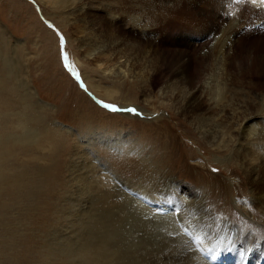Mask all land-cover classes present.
<instances>
[{"label":"bare ground","instance_id":"1","mask_svg":"<svg viewBox=\"0 0 264 264\" xmlns=\"http://www.w3.org/2000/svg\"><path fill=\"white\" fill-rule=\"evenodd\" d=\"M38 1L52 9L60 17L61 25L69 29L70 33L72 28L79 37L76 38L80 44L77 45L79 53H83L89 65H94L98 70L114 72L123 78L132 76L144 85L143 92L146 95L153 87L154 78L161 74V69H165L166 80L161 87L163 102L169 103L170 108L173 107L187 119L209 143L213 148L212 154L218 161L221 160L222 169L234 167L242 171V186H245L242 194H246L250 202L236 200L235 204L239 206L240 202L253 217L261 216L264 221V94L260 98L254 96L255 92L264 93V82L252 78L255 75L264 78V3H260V0L255 4L251 0H242L241 3L234 0ZM124 24L126 26L123 28ZM243 27H250L251 30L245 31ZM216 35L217 39L214 37ZM246 36L257 37L248 40L250 37ZM211 37H214L213 42L208 44ZM231 37L235 44L226 51L225 41ZM199 47L205 49L200 48L198 52ZM196 54L198 56L195 57ZM244 58L251 61L248 66L243 63ZM122 59L140 65L141 69L112 70L111 64ZM234 61H238L237 65L233 64ZM250 65L255 66L258 73L253 74ZM85 80L89 83L88 90H92L96 98L111 102L119 98L117 93L120 90L116 86L94 84L89 81V76ZM76 94L77 100H80L82 96L79 91ZM149 94L142 98V103L147 106L150 105ZM93 108L94 114L123 123H132L137 118L150 121L152 116L136 105L128 107L138 110L135 117L123 111L118 112L117 116L99 106ZM22 117L28 118L27 113H23ZM152 117L151 122H156L158 118ZM241 123V127L230 129ZM20 126H23L20 127L21 135H8L3 141L24 148L43 141V134L33 130L30 123L21 122ZM96 127V130H100L99 125ZM118 133L107 137L104 135L101 143L118 151L128 149ZM3 144L0 137V147ZM89 146H85V149ZM81 151L79 145H75L71 151L70 169L73 167L69 169L72 175L70 182L73 181L76 186L75 194L80 199L86 198L89 207L82 208L80 200L72 204L70 202L68 207L70 214H73L70 222L73 221L69 225L76 231L78 240L85 237V243L67 249L76 251L89 263L209 264L201 257V252H212L239 259L237 264H264V237L238 227L220 213L217 214L216 209L222 210L223 206L214 207V197H211L216 195L214 191L167 176L165 171L158 172L155 165L156 169L152 173L154 177L148 183L149 190L145 185L129 188L119 184V180L114 177L125 179V174L120 175L117 169L118 173L108 166L101 167L96 158H89V149L87 154ZM81 154L86 155V162L84 158L81 159L82 156L78 157ZM197 158V168H201V157ZM56 178L59 179V175ZM3 179L4 176H0V183ZM184 185L194 189L188 190ZM157 209H168L170 212L167 215L157 214ZM128 228L132 233L128 232ZM130 252H140V256L134 257Z\"/></svg>","mask_w":264,"mask_h":264},{"label":"rangeland","instance_id":"2","mask_svg":"<svg viewBox=\"0 0 264 264\" xmlns=\"http://www.w3.org/2000/svg\"><path fill=\"white\" fill-rule=\"evenodd\" d=\"M55 14L52 9L38 0H0V78L3 82L0 84V122L3 123L0 124L2 125L0 137L4 143L0 147V153L2 152L0 154V176H4L0 183V238L3 239L4 244L2 264H83L84 262V264H91L89 260L77 255L76 251L67 249L69 246L71 249L85 243V237L78 240L76 231L69 225L73 221L70 222L73 214H70L69 203L80 200L82 208L89 207L86 198L80 199L81 197L75 194L76 186L73 181V184L70 182L72 175L69 171V158L72 156L71 151L74 150L75 145L82 148L81 153H86L88 149L91 151L97 144L94 147L96 150L93 148L91 153L88 152L89 158H96L103 168L108 166L116 173H118L117 169L120 175L125 174V179L114 177L119 180V184L129 188L135 185L137 187L145 185L149 190L148 185L150 184L148 183H150V178L154 177L152 173L156 169L155 166L160 170L158 172L165 171L167 176L180 179L186 184L188 182L198 187L203 186L202 189L206 187L205 190L214 191L216 194L211 196L214 197L212 198L214 207L223 206V211L216 209L217 214L220 213L238 227L246 228L258 234L259 237H264L263 218L253 217L250 210L244 209L240 202H238L239 206L235 204L236 200L250 202L247 195L242 194L245 191V186H242V183L244 184L242 171L234 167L228 170L222 169L221 160L218 161L212 154L213 148L209 146V143L199 135L197 130L195 131L187 119L183 118L173 107L170 108L169 103L163 102L161 87L166 80L165 69H161V74L154 78L153 87L148 91L151 96L150 105H144L142 98L148 95L143 92L144 85L138 83L132 76L119 77L114 72L104 73V69L98 70L94 65H89L82 56L83 53H79L80 44L76 40L79 37L75 35L72 28V33H70L69 29L62 26L60 17ZM67 25L68 28L71 27L69 23ZM125 26L126 24L122 27ZM246 28L243 27L245 31L251 30L250 27ZM58 34L65 38L63 49ZM214 37L208 39V44L213 42ZM255 37L257 36L247 38L250 40ZM231 38L225 41L224 50L226 51H229V47L233 48L235 44L232 41L233 37ZM200 48L202 49L199 47L196 50L199 52ZM63 52H67L70 66L81 74L84 87H81L71 72L64 67ZM240 55L238 56L241 57ZM242 61L247 66L251 63L245 58ZM237 63L238 61L233 62L234 65ZM111 65L115 72L126 68L133 71L141 69L140 65H134L125 59L115 61ZM249 68H252L250 71L253 74L258 73L255 66L250 65ZM87 76L94 84L116 86L120 90L117 93L119 98L115 99L116 102L96 98L92 90L87 88L89 86L85 80ZM252 78L257 82H264V78L259 75ZM78 91L82 96L80 100H77ZM263 94L255 92L254 96L260 98ZM100 100L123 108L136 105L158 119L156 122H151L152 116H150V121L137 118L132 120V123L106 120L94 114V106L103 109L97 103ZM180 107H183L182 101ZM23 113H27L28 118H23ZM9 121L13 126L8 123ZM21 122L30 123L33 130L42 133L44 142L29 146L28 149L13 143H5L8 135L22 134ZM98 125L100 130H96ZM241 126L242 123L238 126H231L230 129L234 130ZM117 132H119L118 136L121 141L125 142L122 144L127 145L125 147L129 151L125 148L118 151L106 146L104 142L101 143V138L115 135ZM92 134L95 136L93 137ZM85 146L89 148L86 150ZM197 156L201 157L203 166H200L201 168H197L199 164ZM78 157L84 158L86 162L85 154ZM214 169L216 171H213ZM55 174L57 177L59 175V179ZM65 182L68 183L65 184ZM184 187L188 190L194 189L190 185H184ZM68 215L71 216L68 217ZM128 232L132 233L131 229L128 228ZM130 255L138 257L140 252H130Z\"/></svg>","mask_w":264,"mask_h":264},{"label":"snow or ice","instance_id":"3","mask_svg":"<svg viewBox=\"0 0 264 264\" xmlns=\"http://www.w3.org/2000/svg\"><path fill=\"white\" fill-rule=\"evenodd\" d=\"M253 4L257 3V0H251ZM260 3H264V0H260ZM59 35V34H58ZM60 45L63 49V46L65 44V38L62 35H59ZM62 58L64 61V67L68 69L71 74L74 76V78L80 83L81 87H84V81L81 79V74L79 72H76L72 66L69 64V57L67 52H63ZM103 109L108 110L112 113H118V112H127L131 114H138V110L136 108H120L114 104L105 103L103 100H100L97 102ZM213 171H216L215 169ZM215 258V257H213Z\"/></svg>","mask_w":264,"mask_h":264},{"label":"clouds","instance_id":"4","mask_svg":"<svg viewBox=\"0 0 264 264\" xmlns=\"http://www.w3.org/2000/svg\"><path fill=\"white\" fill-rule=\"evenodd\" d=\"M3 259H4V244H3V239L0 238V264H2Z\"/></svg>","mask_w":264,"mask_h":264}]
</instances>
